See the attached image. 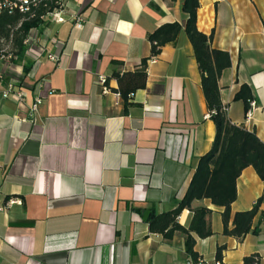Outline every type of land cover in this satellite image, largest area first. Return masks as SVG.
I'll use <instances>...</instances> for the list:
<instances>
[{
    "label": "crops",
    "instance_id": "0c3cea01",
    "mask_svg": "<svg viewBox=\"0 0 264 264\" xmlns=\"http://www.w3.org/2000/svg\"><path fill=\"white\" fill-rule=\"evenodd\" d=\"M198 2L197 29L230 56L218 80L227 116L264 143V0ZM182 3L64 0L62 21L48 18L28 31L8 69L24 103L0 98V264L194 263L180 232L165 239L147 222L177 206L214 139L192 45L184 31L165 44L147 61L145 86L126 101L111 77L149 56L155 29L185 24ZM242 84L253 96L249 117L235 98ZM236 189L228 228L262 197L251 226L257 232L241 239L223 234V207L206 198L191 203L210 209L213 234H193L208 264L220 245L221 264H243L251 254L264 264V181L247 166ZM191 217L183 208L177 221L187 227Z\"/></svg>",
    "mask_w": 264,
    "mask_h": 264
},
{
    "label": "trees",
    "instance_id": "16d2710c",
    "mask_svg": "<svg viewBox=\"0 0 264 264\" xmlns=\"http://www.w3.org/2000/svg\"><path fill=\"white\" fill-rule=\"evenodd\" d=\"M52 6V4L47 8L40 6L33 18H27V15L18 11L0 14V51L4 47L3 42L10 44V52L14 55L12 62L23 55L28 31L45 22L40 15ZM198 6V0H183L181 9L187 15L185 24L182 26L177 22L166 23L155 29L148 36L151 43L149 56L142 58L139 66L134 70L120 72L114 69L111 74V77L117 81L115 90L126 101L129 95L145 86L147 61L158 55L165 44L174 43L184 31L192 45L205 103L215 127L214 139L211 148L198 158L186 193L177 206L168 211L150 214L147 222L151 232L160 233L165 239H170L175 232H180L184 236L185 252L193 262L198 259V254L194 250L193 234L199 238H206L212 235L213 231L208 220L210 209L192 208L191 203L206 198L213 205L223 207L221 212L223 234L241 239L250 231L257 232L256 228L251 230V226L253 218L258 213L262 197H259L251 208L236 212L232 218L233 226L228 228L230 206L237 196L236 179L245 167L251 166L264 181V143L254 131L232 123L227 116L225 105L220 98L218 80L223 70L230 66V56L227 51L212 47V33L205 34L197 29ZM113 64L122 65V62L114 60ZM24 69L26 70V67ZM235 98L242 99L248 109L253 100L250 87L242 84ZM183 208L192 211L187 227L177 221V216ZM224 248V245L217 248L216 260H221ZM258 263L259 256L256 254L243 258V264Z\"/></svg>",
    "mask_w": 264,
    "mask_h": 264
},
{
    "label": "built area",
    "instance_id": "2783aa9c",
    "mask_svg": "<svg viewBox=\"0 0 264 264\" xmlns=\"http://www.w3.org/2000/svg\"><path fill=\"white\" fill-rule=\"evenodd\" d=\"M49 4H52V8L40 15L41 19L45 21L50 18L51 20L60 22L63 20L62 12L64 7V0H0V14L3 12L12 13L18 11L27 15V18H33L36 16V10L42 6L47 8ZM81 20V19H78ZM25 42V41H24ZM10 44H7L0 51V98L12 99L18 105H22L25 100V92L19 81L13 79L8 69L12 64V58L14 55L10 52ZM104 82V79H100ZM106 90V89H104ZM40 102L39 98H36L30 110L34 111L37 104ZM254 105L253 100L250 102V107L247 110V117L251 115L250 109ZM19 200H9L8 203H15ZM193 264H208L201 259H197ZM212 264H221L219 260H215Z\"/></svg>",
    "mask_w": 264,
    "mask_h": 264
},
{
    "label": "rangeland",
    "instance_id": "374dc122",
    "mask_svg": "<svg viewBox=\"0 0 264 264\" xmlns=\"http://www.w3.org/2000/svg\"><path fill=\"white\" fill-rule=\"evenodd\" d=\"M7 44H8L7 42H3V46H4V47H5ZM9 49H10V47H9ZM12 64H13V62H12ZM0 68H1V65H0Z\"/></svg>",
    "mask_w": 264,
    "mask_h": 264
}]
</instances>
